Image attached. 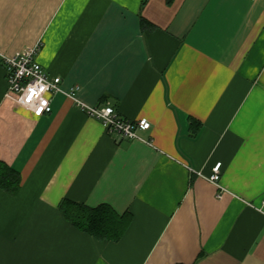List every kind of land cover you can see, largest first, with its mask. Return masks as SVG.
Segmentation results:
<instances>
[{
    "label": "crops",
    "instance_id": "crops-1",
    "mask_svg": "<svg viewBox=\"0 0 264 264\" xmlns=\"http://www.w3.org/2000/svg\"><path fill=\"white\" fill-rule=\"evenodd\" d=\"M35 45L64 91L150 129L7 99L2 56ZM0 163L20 176L0 188V264H264V0H0ZM64 200L130 224L99 241Z\"/></svg>",
    "mask_w": 264,
    "mask_h": 264
},
{
    "label": "built area",
    "instance_id": "built-area-1",
    "mask_svg": "<svg viewBox=\"0 0 264 264\" xmlns=\"http://www.w3.org/2000/svg\"><path fill=\"white\" fill-rule=\"evenodd\" d=\"M40 45L25 48L13 56H2L5 64L7 92L6 98L30 111L35 118L51 113V97L63 94L74 101L75 105L89 117L99 121L109 134H119L126 139L141 138L138 131H147L151 124L143 119L137 122L121 118L112 106H88L76 96L78 87L64 91L60 77H51L39 64L36 57ZM221 163L213 168L208 181L220 189L218 198L221 199L223 187L220 184ZM264 214V199L256 208Z\"/></svg>",
    "mask_w": 264,
    "mask_h": 264
},
{
    "label": "trees",
    "instance_id": "trees-1",
    "mask_svg": "<svg viewBox=\"0 0 264 264\" xmlns=\"http://www.w3.org/2000/svg\"><path fill=\"white\" fill-rule=\"evenodd\" d=\"M146 24L144 22V25ZM0 188L11 195L17 194L20 189L19 174L2 163H0ZM59 210L75 228L99 241H119L131 220L127 213L119 215L108 205L90 208L64 200L59 205Z\"/></svg>",
    "mask_w": 264,
    "mask_h": 264
}]
</instances>
